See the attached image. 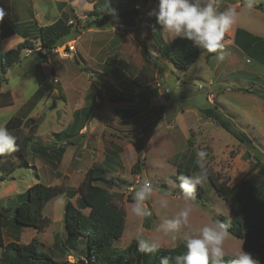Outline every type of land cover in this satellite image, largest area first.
Instances as JSON below:
<instances>
[{
  "label": "rangeland",
  "instance_id": "374dc122",
  "mask_svg": "<svg viewBox=\"0 0 264 264\" xmlns=\"http://www.w3.org/2000/svg\"><path fill=\"white\" fill-rule=\"evenodd\" d=\"M217 1L223 0H214L215 7H217ZM62 3H66L64 8L61 7ZM206 3L207 0H202V6ZM254 3L264 7V0H254ZM155 6L156 2L142 6L141 16L134 28L114 25L86 29L85 22L92 19L89 13L93 9V4L87 0L73 2L69 0H0V10H2L0 29L31 20V14H34L35 19L39 21L38 24L48 25L60 18L62 12H65L69 15V21L73 22L74 31L79 32L66 39V41L73 42L76 48V52L71 53L69 58L63 59L53 52L47 53L45 58L42 57L43 54L41 56L38 53L27 55V52H23L21 61L10 67L6 74L1 73L0 67V80L4 79L0 93L9 90L15 99H13L12 106L0 108V126H4L14 116L35 119L39 127L34 141L55 147L57 142L55 134L70 126L74 120L73 111L81 105V101H83L82 104L85 102L86 105L94 108L92 120L99 121L103 118L104 120L101 121L109 124L113 122L115 115L108 111V107L122 105L125 101L120 98H127L133 93L131 89H122L120 86L122 82H125L126 85L129 84V88L133 89L136 86L132 77L142 74H151L152 76L157 74L170 89L168 106L165 105L162 109L157 108L151 113L147 110L142 114L143 119L140 124L144 128L143 136L141 138L133 135L128 136L129 141L139 139L143 143L145 146L143 154L146 159L143 161L141 173L138 174L140 175V178H137L140 181L138 184L136 175L133 178L129 177L128 166L132 159L124 161L123 173L120 178L117 177L122 184V188L117 191L124 195L121 205L127 213L123 236L116 243V246L122 248L132 246L135 243L136 234L140 231H143L146 237L158 240L160 248H172L182 242V236L185 233L198 234V229L205 225L221 222L222 218L232 220L233 213L228 204L209 181L204 179L200 184L204 192L200 196L196 195L197 199L194 204L197 206L192 208L188 225L184 226L177 234L167 231L165 220L174 217L186 207L183 199L176 195L179 189L174 177L178 168L183 167V164L178 166V163L181 162L178 161L180 157L178 155L181 150L185 151L187 142L184 143L182 132L177 127L172 129L167 127V120L175 117L178 110L186 107L191 113H194L193 111L196 109L208 106V100L210 102L214 100L222 109L223 114L233 120L236 129L251 137L249 132L238 124L242 118L246 117L245 114L248 115V111L244 110L246 100L242 95L234 92L237 87L250 84L239 78V76L248 75L249 70L245 66L244 68L237 67L233 72L236 77L229 72L226 73L222 69V61L227 58L225 49L208 56L200 53L198 61L186 71L176 69L169 60L163 58H159L157 68L153 65L145 66L140 52L142 39L149 45L152 52L155 50L153 47L155 40L163 39L166 42L173 40L172 36L163 32L156 25L155 17L148 15ZM219 9L221 11L224 9L222 4ZM75 16L82 24L77 25ZM27 25L35 26V22H30ZM154 33L156 34L154 35ZM38 46L39 43H36L35 47ZM0 50H3L1 41ZM218 55H222L223 59H217ZM46 60H50L49 67L39 68L38 64ZM40 71L46 76V89L44 96L38 101L34 95L39 89L36 74ZM252 73L257 74L256 79L253 80L256 87L252 89L254 91L252 93L256 99H262L261 95H264L263 74L254 71ZM219 74L221 79L217 78ZM55 77L58 78L57 83L54 82ZM153 78L155 79V77ZM236 78H239V81L235 80ZM151 82L153 83V81ZM218 87L234 91L226 90L225 94L221 93L217 96L215 93ZM111 89L117 90V95L113 94ZM145 92L147 91L145 90ZM247 100L253 102L251 98ZM254 103H258V101H254ZM223 106H226L229 111ZM23 131L27 133L28 128L24 127ZM103 131L106 138L114 137L112 136L113 131L103 126L96 131V136L88 144L92 143L91 145H97L100 148V136ZM193 133L191 132L190 139L193 141L194 147H199L207 153L201 163L207 165L214 175L219 176V182L227 181L230 186L238 184L244 178L251 179L254 184L261 182V176L256 172H250V160L242 158L246 148L240 145L228 132L212 123L203 124L198 131H193ZM163 136L172 140V148L169 144L162 147L158 143V140ZM150 139L152 140L147 145ZM75 142H77L76 146H79L77 151L84 143H87L85 138ZM258 142L253 140V144L264 156V144L258 146ZM75 147L68 146L66 151L61 171L65 172L66 170L71 174V177L62 178V181L55 178L47 181L50 174L48 164L41 157L33 154L30 149L28 150L30 167L19 166L5 180H0V208L8 210L6 227L3 229L5 242L15 239V235H20L21 243H29L33 238H36L41 243L40 250L47 252L56 261H68L70 264H75L78 263L79 258L84 259L85 243L79 242L78 238L76 240L71 238L74 243H77V249L67 245L68 234L63 218L68 199L64 195L53 198L44 209L43 215L51 220L50 226L45 231L38 232L33 228L20 227L13 221L14 210L21 203V196L35 183L41 181L49 182L48 184L51 185L78 188L86 165L82 166V163L73 159ZM95 158L97 159L98 156ZM262 159L264 161V157ZM94 164L103 163L101 160H96ZM185 164L191 175L195 174L193 172L194 167L196 168L194 162ZM185 164L184 166H186ZM33 166L36 167V170ZM104 167L113 174L112 166L109 163ZM36 172L40 179L37 178ZM126 176L129 178L128 180L121 179ZM145 179L150 180L154 188L151 199L146 201L151 215L138 218L132 214L131 204L135 191L139 190ZM76 197L72 200L74 204ZM161 198L168 200L167 208L160 207ZM173 235L176 236L175 240L172 239ZM244 243L243 239L229 234L224 242L225 257H232L241 247L243 248ZM129 257L131 260H135L133 253H130ZM148 263L147 260L146 264ZM258 264L264 263L258 262Z\"/></svg>",
  "mask_w": 264,
  "mask_h": 264
},
{
  "label": "trees",
  "instance_id": "16d2710c",
  "mask_svg": "<svg viewBox=\"0 0 264 264\" xmlns=\"http://www.w3.org/2000/svg\"><path fill=\"white\" fill-rule=\"evenodd\" d=\"M87 1L93 4V9L89 13L92 19L85 22L84 27L86 29L114 25L134 28L141 16L142 6L156 2V0ZM65 6L66 3L61 4V7L64 8ZM254 8L264 11L262 5H254ZM72 11L71 7V13ZM75 20L77 25L82 24L76 16ZM27 24L25 22L17 23L6 27L1 32V36L4 38L15 33L22 35L24 38L22 43L0 55L2 74H6L10 67L20 62L23 52L35 48L36 43L41 45L42 50L50 53L70 42L66 39L72 34L79 33L76 30L74 31L73 22L70 23L69 15L65 12H62L61 17L54 23L44 27L38 28L36 23L35 26H28ZM235 43L248 57L264 65V40L262 38L238 29ZM153 47L155 48V54L144 39L141 40L140 52L145 66L153 65L157 68L158 59L163 58L169 60L176 69L186 71L198 61L201 53V50L193 48L190 42L177 38L169 42H165L163 39L155 40ZM38 54L42 55V53ZM42 57L45 58L46 55ZM40 63L38 66L43 69ZM107 63L109 62L107 61ZM36 77L39 89L34 98L39 101L45 94L46 76L40 71L37 72ZM3 82L4 79L0 80V86ZM133 82L138 87L143 86L137 80ZM120 86L122 89L136 91L129 88V84L126 85L125 82H122ZM111 91L117 95L118 91L115 89H111ZM242 91L251 92L247 89ZM143 92L147 95L146 111L151 106V97L156 96L157 93L153 92L150 96L147 92ZM138 95L141 94L136 92V97H121V99L139 102ZM261 97L264 99V95H261ZM11 105H13L11 91L7 90L0 93V108ZM140 112L132 110V117L137 116ZM198 112L202 117L212 120L246 148L242 158L250 160V172H256L262 177L261 182L258 184H254L251 179L245 178L238 184L230 186L227 181L219 182V176L214 175L207 165H204L203 170L198 164L193 169L195 174L201 171L204 172L205 179L209 181L230 207L233 213L232 220L221 219V222L227 226L229 234L243 239L245 242L243 250L252 254L258 262L264 263V161L262 159L264 156L253 144V139L246 133L236 129L233 120L225 116L217 104H209L199 108ZM79 117L80 114L75 113L73 124L57 134V138L62 144L55 146V148L34 141L39 127L35 119H23L17 116L9 119L4 126L16 137V151L0 155V180H5L19 166L30 167L28 163L29 149L33 154L38 155L45 162L50 163L54 169H57L66 147L73 145L70 139L73 137V132L77 130V119ZM24 127L28 128L27 133L23 131ZM130 142L137 152V161L132 166L131 171L133 175H137L141 173L143 168V149L145 146L139 139H132ZM33 168L36 170V167L33 166ZM181 174L191 175L188 168H178L174 177L177 184L179 183L177 177ZM37 178L39 179L38 174ZM121 186L119 179L100 164H94L86 170L77 189L67 188L64 185L50 186L39 181L29 187L27 192L21 196V203L14 210L13 221L20 227L33 228L38 232L45 231L50 226L51 220L43 215L44 209L53 198L64 195L68 199L63 220L69 238V245L71 248L77 249V243H74L71 238H74V240L81 238L86 246L84 259L79 258L78 263L75 264H146L147 260L148 264H159L160 258L163 256L172 257L170 264H175L174 257L183 255L186 252L183 242L172 248H160L158 253L147 255L138 251L136 242L132 246L122 249L115 246V242L123 236L126 223V211L121 205L124 195L112 190L114 188L121 189ZM203 192L204 189L198 185L195 195L200 196ZM77 195H79V198L74 204L72 200ZM87 209L89 212L85 213ZM7 212L6 208H0V264H70L68 261H56L47 252L41 251V243L36 238H33L29 243H21L19 241L20 235H15V239L5 242L3 229L6 227ZM130 253H133L134 261L130 259ZM230 258L229 256L225 257V260L227 261Z\"/></svg>",
  "mask_w": 264,
  "mask_h": 264
},
{
  "label": "crops",
  "instance_id": "0c3cea01",
  "mask_svg": "<svg viewBox=\"0 0 264 264\" xmlns=\"http://www.w3.org/2000/svg\"><path fill=\"white\" fill-rule=\"evenodd\" d=\"M245 3L246 2H244V0L217 1L216 2V4H217L216 9H219L221 4H222L224 9L222 11H221V9H219L218 12H223V11L227 10L228 8H235L236 13H237V15L235 16V19H234V23L231 25L229 30L225 33L224 39L222 41V43L224 45L222 49H225V52L227 55V58L222 61V65H223L222 69H224V71H226V73L229 72L231 75L236 77V74L233 72L237 69V67L244 68V66H245L249 70V74L239 76V78H240V80L248 81L250 84H244V86H242V87H237L236 89H234L235 91L233 89L230 90L229 88L223 89L221 87H218L215 94L217 96H219V94H221V93L225 94L224 92H226V90H230L231 92L234 91L237 94H240L244 97V99L246 100L245 101L246 103L244 104L246 107L244 110L248 111L247 112L248 115L245 114L246 117L242 118V120H240L238 122V124L241 125V128H243L249 132L251 137L249 135L248 136L250 138L253 137L252 139L255 140V142L259 141L257 143V145L260 146V145L264 144V100H262L260 98L256 99L254 94L252 93V91H253L252 89H254L256 87V84H253L254 83L253 80L256 79V75H257V74H253L252 72L254 71L255 73H259V74L262 73L263 77H264V65L257 62L256 60L248 57L244 53V51L236 45L235 37H236L237 30L242 29V30L249 32L252 35L257 36L259 38H262L264 40V11L260 10V9H256L254 7L252 9H248L245 7ZM254 5H260V4L254 3ZM33 15L34 14H31V16H32L31 20H28L25 23H30V22L34 21L38 28L47 26V25L38 24L39 21H37ZM48 25H50V24H48ZM7 27H9V26H7ZM4 29L5 28L0 29V41L3 43V50H0V52H1L0 55L4 52L16 47L18 44H20L24 41L23 36L18 34V33H15V34L8 36V37H5V38L2 37L1 32L4 31ZM155 34L156 33H154V35ZM173 39H174V37H173ZM67 44L72 45L73 42H68ZM75 52H76V50H75ZM75 52H73V53H75ZM206 55L208 56L210 54H206ZM248 66H250V67H248ZM252 69H253V71H252ZM237 73H238V71H237ZM153 77H155V79ZM217 78L221 79L220 74ZM239 78H236L235 80L239 81ZM132 80L133 81L137 80L143 86L138 87L137 84L135 83L136 88H133V89L136 91H134L132 93V95H128L127 97L128 98H131L132 96L136 97V92H139L141 94V95L137 96L139 102L138 101L132 102V101L124 100V99L120 98L122 101H125L124 103H122V105L117 104V106L112 105V108L108 107V111L110 113L112 112L115 115V119L113 118V122H111L109 124H108V122L104 123L103 121H101V120H104L103 118H101V120H99V121L98 120L97 121L92 120L93 119L92 114L94 112V108L86 105L85 102L82 104L83 101L80 102L81 105L78 104L79 106L76 109H74L73 117H74L75 113H79L80 117H79V119H77V122H78L77 130L75 131V129H74L75 132H73V137L70 139L72 141L73 145H69V146L75 147L77 145V142H75L76 140L78 141V140H82L85 138L87 143L86 144L84 143L83 146L81 148H79V151H77L79 146H76L73 150L72 157L74 160H77L78 162H80V164L82 163V166L86 165V170L88 168H90L91 166H93L94 163L96 162V160L97 161L101 160V162L103 164H100V165L104 166L105 164L109 163L112 166L113 170H111V171L113 172L115 177L120 178L122 173H123L122 172L123 167L125 166L124 161L132 159V162H130L128 169H129V174H130L129 177L130 178L134 177L131 169H132V166L137 161V152H136V149L134 148L133 144L128 140V136L133 135L135 137L137 136L138 138H141V136H143L144 128L141 127L140 122H141V119H143L142 114H144L147 111V110L145 111L146 106H147V100H146L147 95H145L143 91L146 90L148 95H150V96H152L153 92L157 93L156 96H154V97L152 96L150 99L151 106L148 110H149V113H151L153 110H156L157 108L162 109L163 107H165V105L168 106V104L170 102V96H169L170 95V89L164 84V81L161 78V76L159 77L157 74H155V76H152L151 74H149V75L148 74H142L139 76L136 75V76L132 77ZM151 81H153V83ZM158 82L161 84L160 88L157 87ZM245 89H247L251 92H243L242 90H245ZM3 92H5V91H3ZM12 96L14 99L13 94H12ZM249 98H251L253 100V102H251L250 100H247ZM254 101L255 102L258 101V103H254ZM208 102L210 105L217 104L216 101H214V100L212 102H210L208 100ZM13 104H14V101H13ZM7 107H9V106H7ZM3 108H5V107H3ZM223 108L226 109L227 107L223 106ZM198 109H196V110L194 109L195 110V111H193L194 113H191L189 109H186V107L182 108V109L178 110V112H176V116L175 117L173 116L174 118L172 117L170 120H167V124H168L167 127L170 129L177 127L180 130V132H182L181 136L185 140L184 143L187 142V148L185 149V151L181 150L180 154L178 155V156H180L178 158V161H181L178 163V166H181L183 164V167H179L182 169H187V165L185 163L188 164V162H192V161L194 162V164L196 166L197 160H198V152L202 151L201 148H199V147L195 148L194 147V143L190 139L191 135H192L191 132L193 133V131H198L202 127L203 124L214 123L212 120L202 117L199 114ZM219 109L222 111L220 106H219ZM132 110H137V112L138 111H141V112L137 116L132 117ZM226 110H228V109H226ZM160 112H161V110H160ZM231 115H232V113H231ZM111 119H112V117H111ZM73 122H74V120L70 123V126L73 124ZM103 123H104V125H102ZM103 126L108 127V129L113 131L112 136H114V137L110 136V137L106 138L104 131H103V133L101 132L102 134L100 133L101 134V136H100V141H101L100 146L101 147L99 148V147H97V145L93 146V145H91L92 143H90V145H89L88 143L92 142V140L94 139V136H96V134H95L96 131ZM68 127L69 126H67L64 130H66ZM58 133H60V132H58ZM58 133L55 134V137L57 140V142L55 143L56 147L60 146L62 144V142L57 138ZM122 135H124V137H122ZM151 140L152 139H150L148 141L147 145L151 142ZM158 143L160 145H162V147H165V144H169L170 148H172V145H173L172 140L167 139V137L165 138V136H163L161 139H159ZM67 149H68V146L66 147V150H65V153L62 157L61 163L59 164L57 169H54L50 163L46 162V164H48V166H49L48 169H49V173H50L47 181H51L53 178L61 180L62 178L65 179V177H71V174L69 172H67L66 170H65V172L61 171V166L63 164ZM144 150H145V147H144ZM194 152L197 155H195ZM263 153H264V151H263ZM96 156H98L97 159L95 158ZM144 159H146L145 156H144ZM87 164H89V165H87ZM184 164L186 166H184ZM194 169H195V167H194ZM86 170H85V172H86ZM83 177H84V175H83ZM137 178H140V175L137 174L136 179ZM121 179L128 180L129 178L126 176L125 178H121ZM48 183L49 182H46L45 184L50 185V186H55V185H51ZM112 190L117 191V189H115V188ZM78 198H79V195H77L76 200ZM88 212H89L88 209L85 210V213H88ZM118 241H120V240H117L115 242V246H116V243ZM79 242H83V240L81 238H79ZM67 245L70 246L69 245V238L67 240ZM116 247H118V246H116ZM118 248L122 249V247H118Z\"/></svg>",
  "mask_w": 264,
  "mask_h": 264
},
{
  "label": "clouds",
  "instance_id": "9594fccd",
  "mask_svg": "<svg viewBox=\"0 0 264 264\" xmlns=\"http://www.w3.org/2000/svg\"><path fill=\"white\" fill-rule=\"evenodd\" d=\"M245 7L252 9L254 0H246ZM2 15V10H0ZM155 17L156 25L170 36L190 42L195 49L202 50L201 54L218 53L223 48L225 33L234 23L237 15L235 8H228L218 12L214 0H207L202 6V0H156L155 8L148 13ZM222 60L223 56L218 55ZM16 151V137L11 134L6 126H0V155L10 154ZM207 155L206 152L198 153L197 164L203 170L201 161ZM205 179L204 172L177 177L176 185L179 192L176 194L186 204L177 215L165 220L167 231L173 234L181 232L188 225L189 216L197 197V186ZM175 183V182H174ZM154 188L150 180L145 179L138 191H135L131 204L132 214L138 218L151 215V210L146 201L152 197ZM161 208L168 207V200L161 198ZM198 234L185 233L182 242L186 249L185 254L174 257L175 264H258L252 254L241 249L229 260H225L224 242L229 236L227 226L223 222L205 225L197 230ZM173 240L176 236L173 235ZM135 242L138 251L143 254H156L160 250V243L154 238L146 237L143 231L136 234ZM169 256L160 258L159 264H170Z\"/></svg>",
  "mask_w": 264,
  "mask_h": 264
},
{
  "label": "built area",
  "instance_id": "2783aa9c",
  "mask_svg": "<svg viewBox=\"0 0 264 264\" xmlns=\"http://www.w3.org/2000/svg\"><path fill=\"white\" fill-rule=\"evenodd\" d=\"M70 23H71V21H70ZM75 50H76V48H75L74 44H72V45L71 44H65L61 47L54 49L52 52L56 53L61 58L66 59V58H69L71 53L75 52ZM26 52H27L26 53L27 55H30L33 53H42L43 55H47V52L45 50L41 49V45H39L38 47H35L33 49H28V50H26ZM49 62H50V60L41 61L40 65L42 68H46V67H49ZM54 82L55 83L58 82L57 77H55ZM157 87L158 88L161 87V84L159 82L157 83ZM139 182H140L139 179H137L136 183L138 184Z\"/></svg>",
  "mask_w": 264,
  "mask_h": 264
}]
</instances>
